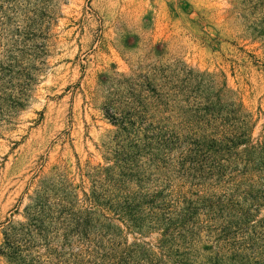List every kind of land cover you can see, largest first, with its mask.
Wrapping results in <instances>:
<instances>
[{"label":"rangeland","instance_id":"374dc122","mask_svg":"<svg viewBox=\"0 0 264 264\" xmlns=\"http://www.w3.org/2000/svg\"><path fill=\"white\" fill-rule=\"evenodd\" d=\"M0 5L5 13L0 43L5 48V58L0 56L5 67V84H0V96H5L0 115V264H17L7 255L9 227L20 230V224L31 222L28 208L42 183L51 190L31 237L22 235L23 264H118L116 256L123 258L128 248L160 257L164 231L150 229L151 206L134 212L139 230L86 198L101 193L94 174L115 167V152H128L127 138L117 139L118 128L106 115L108 99H119L114 96L124 89L119 84L136 75L151 77L153 69L159 77L161 70L165 75L183 70L212 74L237 93L252 116L253 138L262 139L264 0H5ZM26 12L34 21L44 14L52 17L48 54L28 89L10 83L16 75L9 69H18L6 57L16 30L27 24ZM16 100L21 107L11 102ZM147 125L142 124V132ZM188 150L181 141L160 153L159 161L143 153L135 158L134 170L144 190L161 194L159 203L180 209L189 203L196 208V220L206 219L208 201L235 195L239 185L261 175L244 174V165L238 172L213 175L215 161L189 156ZM64 188L76 195L72 211L65 214L58 206ZM137 191L142 190L133 185L131 192ZM206 234L192 241L195 262H204L215 250L214 239ZM164 245L167 251L185 250L182 242ZM120 264L144 262L135 257Z\"/></svg>","mask_w":264,"mask_h":264},{"label":"trees","instance_id":"16d2710c","mask_svg":"<svg viewBox=\"0 0 264 264\" xmlns=\"http://www.w3.org/2000/svg\"><path fill=\"white\" fill-rule=\"evenodd\" d=\"M0 15L1 43L5 24L1 5ZM47 15L34 21L28 12L24 13L27 24L16 30L13 49L6 51L11 68L18 69H9L16 75L12 77L11 84H26L24 89H28L36 81L34 73L37 65H43L48 54L52 17ZM0 56L5 58V48L1 44ZM183 71L181 74L165 75L161 70L159 77L158 70L153 69L151 77L136 75L119 84L124 89L114 94L119 99H108L105 112L118 128L117 139L127 138L125 148L128 152H115V167L98 170L94 174L101 193L94 191L91 197L86 195V198L91 204L103 205L114 211L139 230L141 228L134 212L139 211L141 206H151L150 229L164 231L161 235L165 240L162 248L158 247L160 257L156 258L152 253L149 256L147 249L128 248L123 251V258L116 256L118 264L123 259L132 260L135 257L144 264H264V218L260 219L264 210V135L257 141L253 138L252 116L246 112L241 99L229 88L226 80L221 83L212 74ZM158 79L159 84L156 82ZM0 84H5V67L1 64ZM21 95L20 98H23L24 94ZM11 102L21 107L18 100ZM4 104L5 96H0V115L5 112ZM142 124H148L144 132ZM179 130L186 134L181 135ZM181 141L190 149L187 155H205L215 161L216 165L211 168L213 175L221 177L229 169L238 172L241 165H244V174L256 171L261 175L257 181L248 179L247 184L239 185L235 195L225 196L215 203L208 201L206 219L196 220L193 217L196 208L189 203L181 209L165 202L159 203L163 199L161 194L144 190L134 170L137 156L149 152L151 160L159 161L160 153L173 150ZM133 185L142 191L131 192ZM42 187V191L36 194L34 205L28 208L31 210V222L20 224V230L9 227L7 255L17 264L25 261L22 235L24 238L31 237L32 229L36 227L34 222L40 221L46 209V195L51 188L43 183ZM75 196L69 188L62 190L58 198L61 213L72 211ZM103 217L107 219L105 215ZM204 232L214 239L216 245L212 255L198 263L191 259V245L192 241H201ZM168 241L184 243L185 250L182 251L178 245L176 250H165L164 244Z\"/></svg>","mask_w":264,"mask_h":264}]
</instances>
